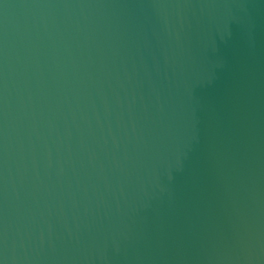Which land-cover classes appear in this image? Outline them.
I'll return each mask as SVG.
<instances>
[{
    "label": "water",
    "instance_id": "95a60500",
    "mask_svg": "<svg viewBox=\"0 0 264 264\" xmlns=\"http://www.w3.org/2000/svg\"><path fill=\"white\" fill-rule=\"evenodd\" d=\"M0 264H264V0H0Z\"/></svg>",
    "mask_w": 264,
    "mask_h": 264
}]
</instances>
